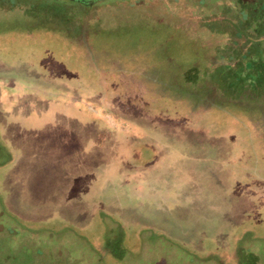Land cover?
<instances>
[{
	"label": "rangeland",
	"instance_id": "obj_1",
	"mask_svg": "<svg viewBox=\"0 0 264 264\" xmlns=\"http://www.w3.org/2000/svg\"><path fill=\"white\" fill-rule=\"evenodd\" d=\"M0 264H264V0H0Z\"/></svg>",
	"mask_w": 264,
	"mask_h": 264
},
{
	"label": "crops",
	"instance_id": "obj_2",
	"mask_svg": "<svg viewBox=\"0 0 264 264\" xmlns=\"http://www.w3.org/2000/svg\"><path fill=\"white\" fill-rule=\"evenodd\" d=\"M105 117H107L108 119L110 118L109 116H105ZM115 133H119V132H115ZM61 136L63 137V141H64L65 146L74 147L75 142H77L76 137H74L73 135L62 133Z\"/></svg>",
	"mask_w": 264,
	"mask_h": 264
},
{
	"label": "flooded vegetation",
	"instance_id": "obj_3",
	"mask_svg": "<svg viewBox=\"0 0 264 264\" xmlns=\"http://www.w3.org/2000/svg\"><path fill=\"white\" fill-rule=\"evenodd\" d=\"M65 1L73 2V3L85 5V6H93L94 4L100 1H103V0H65Z\"/></svg>",
	"mask_w": 264,
	"mask_h": 264
},
{
	"label": "trees",
	"instance_id": "obj_4",
	"mask_svg": "<svg viewBox=\"0 0 264 264\" xmlns=\"http://www.w3.org/2000/svg\"><path fill=\"white\" fill-rule=\"evenodd\" d=\"M244 59H245V58H244ZM251 60H252V58H250V59H245V61H246L245 63L247 64L248 67H252V65H253Z\"/></svg>",
	"mask_w": 264,
	"mask_h": 264
}]
</instances>
